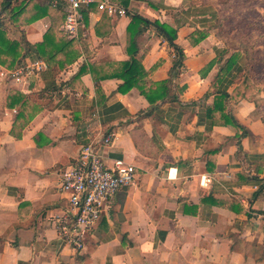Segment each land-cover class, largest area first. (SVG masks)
I'll return each instance as SVG.
<instances>
[{
  "label": "crops",
  "instance_id": "crops-1",
  "mask_svg": "<svg viewBox=\"0 0 264 264\" xmlns=\"http://www.w3.org/2000/svg\"><path fill=\"white\" fill-rule=\"evenodd\" d=\"M11 1L24 9L12 19L3 5L0 27L20 50L13 66L0 68L40 60L48 69L0 89V264H264V94L235 97L236 71L221 73L232 54L206 69L224 50L209 11L185 17L188 0H109L127 11L112 17L93 4L82 9L79 38L70 46L67 0H54L58 7L53 0ZM134 15L177 28L186 55L174 83L187 89L150 115L137 87L118 91ZM196 31L205 39L197 42ZM49 33L52 44L68 43L73 62L61 67L65 51L45 61L29 49ZM134 42L147 74L141 84L168 80L176 52L166 37L150 26ZM220 92L230 96L226 112L214 111ZM227 114L248 131L241 139L247 155L238 154L242 131L227 125ZM112 134L98 154L111 168L135 166L136 179L75 250L58 232L70 209L61 174L84 145Z\"/></svg>",
  "mask_w": 264,
  "mask_h": 264
},
{
  "label": "built area",
  "instance_id": "built-area-1",
  "mask_svg": "<svg viewBox=\"0 0 264 264\" xmlns=\"http://www.w3.org/2000/svg\"><path fill=\"white\" fill-rule=\"evenodd\" d=\"M4 1L0 0V12ZM93 4H98L99 10L112 17L127 15L124 8L109 0H67L63 31L68 40L79 38L83 23L82 9ZM52 5L58 7V2L53 0ZM47 69V64L40 60L23 64L14 70L0 68V89L4 82H25L33 76H40ZM113 140L112 134L98 139V142L84 145L75 162L61 174L59 190L67 196L70 209L59 220L58 232L62 243L75 250L84 248L88 231L99 223L111 200L136 179L135 166L118 165L111 168L98 154L97 146H110Z\"/></svg>",
  "mask_w": 264,
  "mask_h": 264
},
{
  "label": "trees",
  "instance_id": "trees-1",
  "mask_svg": "<svg viewBox=\"0 0 264 264\" xmlns=\"http://www.w3.org/2000/svg\"><path fill=\"white\" fill-rule=\"evenodd\" d=\"M4 2L3 5L5 9L8 5H10L8 10L10 11V14H12V19L20 15L24 9L23 5L17 8H12V1L11 2L4 1ZM246 4H244V6ZM3 5H2V12H0V16L3 15ZM186 15H189V12L188 13L186 12ZM252 20L253 22L251 21V24L249 26L247 25L244 28L245 33L243 34L244 37L243 42L242 41L239 42L240 43L239 47L235 48V52L232 54V56L229 59H227L224 68L221 72L226 74V73H231L234 70L236 71V82L237 84H239V88L235 94V97L246 98V99L253 98L251 94L252 91L250 90V86L248 84H246L245 82H239V79L242 73L244 72V69H248L249 66L238 67L240 64L239 62L240 58L242 57L243 54L246 55L249 62L248 65H250L252 68L257 66H264V28L262 27L263 22L261 23L256 18H252ZM150 26L155 27L161 34H163L166 37L169 45L176 52L175 55L176 58L173 61V68L170 72V78L164 82L154 84L153 86H151V88H147L145 85L141 84L143 78L147 74L144 68L142 67L140 61L137 60L135 57V53L137 52L136 51L137 49L134 42V38L137 34L143 33ZM128 32L129 35L131 34V40L129 39V47L127 50L130 59L120 64L121 67H120V73L118 74V78L123 81V84L119 86L118 91L124 94L131 91V89H133L134 87H137L140 90L141 94L147 99V101L150 104V110L145 112V115H150L161 107L160 105L161 102L162 104H166L170 102L172 103L179 101L180 95L187 89L186 86H178L174 83V80L178 78L179 73L184 66L186 55L182 50V48H180L176 44V40L178 38L177 28L176 29L172 28L167 24H161L158 21L150 22L139 15H134L132 17V22L128 27ZM257 34L260 35V37H263V44H262L263 50L261 47L256 46V40L254 39H256ZM205 37L206 34H204L203 32L200 31L195 32L194 38L197 40V42L205 39ZM76 40L78 39L70 40L72 41L70 42L71 43L70 46L74 45L76 43ZM52 43L53 40L51 34L49 33L42 44L37 46H28V47L29 49H31L32 52L44 58L45 61L46 60L52 61L54 57L56 58L57 55L63 53L64 51L67 53V48L69 47L68 43L60 47ZM19 50H20V43L11 42L7 40V38L5 37V32H3V30L0 27V65L2 66L7 65L9 68L13 66L16 58L19 56ZM227 53L228 50L224 49L222 53L219 56H217V58L207 66L206 69L210 71L217 62L222 61L224 55ZM220 56L222 57L219 58ZM75 57L76 56L73 52L67 53L65 59L60 62L61 67H65L67 64L73 62ZM10 58H12V61L10 65H8L7 63L9 62ZM174 89H175V93L173 92ZM215 97L216 98H215L214 111L226 112L225 102L230 98L229 94H227L226 92H222V93L220 92L218 96ZM15 103H16V99H14L11 102L10 106L11 107L14 106ZM225 120L228 122L227 125L235 126L242 131V134L238 137V148H239L238 154L239 155L245 154L241 144V139L248 135V131L245 130L243 126H241L232 116H229L228 114L225 115ZM239 180L251 181L255 183L260 182L259 178L253 177L249 179L247 176L245 177L244 175H239ZM259 192L260 191L257 192L256 196L259 195ZM19 264H23V263H19Z\"/></svg>",
  "mask_w": 264,
  "mask_h": 264
},
{
  "label": "rangeland",
  "instance_id": "rangeland-1",
  "mask_svg": "<svg viewBox=\"0 0 264 264\" xmlns=\"http://www.w3.org/2000/svg\"><path fill=\"white\" fill-rule=\"evenodd\" d=\"M186 4V10L183 9L185 17L186 12L191 14L197 11L200 13L209 11L206 15L212 19L211 29L222 41L224 49L228 50L227 54H233L235 48L239 47V42H243L244 28L249 26L251 21L253 22L252 18L263 22L262 27L264 28V0H188ZM197 14L202 15V13ZM254 40H256V46L263 50V37L257 34ZM239 62L242 67L249 66L248 69H244L239 82H245L250 86L253 97L264 94V66L252 68L248 65V59L244 54Z\"/></svg>",
  "mask_w": 264,
  "mask_h": 264
},
{
  "label": "water",
  "instance_id": "water-1",
  "mask_svg": "<svg viewBox=\"0 0 264 264\" xmlns=\"http://www.w3.org/2000/svg\"><path fill=\"white\" fill-rule=\"evenodd\" d=\"M7 2H11V0H6Z\"/></svg>",
  "mask_w": 264,
  "mask_h": 264
}]
</instances>
